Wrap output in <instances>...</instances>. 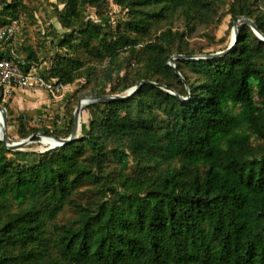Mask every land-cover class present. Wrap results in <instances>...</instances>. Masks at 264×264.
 I'll return each mask as SVG.
<instances>
[{
    "label": "trees",
    "instance_id": "trees-1",
    "mask_svg": "<svg viewBox=\"0 0 264 264\" xmlns=\"http://www.w3.org/2000/svg\"><path fill=\"white\" fill-rule=\"evenodd\" d=\"M221 1L57 0L66 30L46 78L93 96L142 80L177 94L143 82L90 104L81 136L44 152L0 140V264H264V40L242 22L227 53L170 64L217 51L190 38L221 40L208 30ZM227 1L264 33V0ZM30 7L0 0V27ZM3 106L22 138L72 130L74 107L51 129Z\"/></svg>",
    "mask_w": 264,
    "mask_h": 264
},
{
    "label": "rangeland",
    "instance_id": "rangeland-1",
    "mask_svg": "<svg viewBox=\"0 0 264 264\" xmlns=\"http://www.w3.org/2000/svg\"><path fill=\"white\" fill-rule=\"evenodd\" d=\"M31 5V12L28 15L20 16V18H16L13 16L12 12H8L5 14L4 18L7 22L11 21V18H15L17 20V30L14 41L12 43H3L0 42V45L11 47V49L16 46L19 49V55L26 59L27 55L30 51H35L42 59V64L47 61L48 66L50 64L51 55L55 51H61L62 49L54 45L51 41V37L56 33L60 34L64 32L66 29L61 25L58 20L56 14V8H61L62 4H59L57 0H26ZM228 1L222 0L219 2V12L217 14L220 19L213 23L209 30L210 34H213L216 37V40H221L209 44L208 39L202 35V32L198 33L194 37L190 38L191 44H194L197 48L201 49H209L213 48L217 51L225 50L226 47L233 45L235 39L231 40V30L234 23V20L231 19L230 15L225 14V10L228 7ZM115 14L113 19L121 14L118 8H115ZM90 15L95 17L93 11L89 12ZM243 21L239 22V25ZM228 45V46H226ZM216 51V52H217ZM38 69V68H37ZM39 70V69H38ZM253 84L255 86V81L253 80ZM81 82H75L72 85L64 86L62 93L60 94L62 98L59 102L60 104L54 107L53 110H48L49 114H44L38 120H35V116H38V108L33 107L37 112H31L32 114H26V118L28 120L29 126H39V127H48L53 129L54 126L56 128L64 127L67 125L69 121L68 111L71 107L76 106L79 98L93 96L87 93V89H83L77 92L80 89ZM37 92V91H36ZM77 92V93H76ZM76 93V94H75ZM18 94L13 96V98H8L6 100L3 97L1 90V103L2 105H6L9 109H12L15 114H18L20 111L22 112L19 100L17 99ZM34 99L39 100L40 95L34 97ZM27 102V100H25ZM19 105V106H18ZM60 106L62 109H59ZM57 110L59 113H57ZM47 111V112H48ZM74 111V110H73ZM57 114V116H55ZM82 122H88L90 119V111L86 108H83L81 111ZM8 112H7V131L8 135L11 139L19 138L20 135L16 132V128L14 125L8 124ZM82 134V130L80 131ZM54 136V135H53ZM22 151H34L32 146H23ZM40 152V151H37Z\"/></svg>",
    "mask_w": 264,
    "mask_h": 264
},
{
    "label": "water",
    "instance_id": "water-1",
    "mask_svg": "<svg viewBox=\"0 0 264 264\" xmlns=\"http://www.w3.org/2000/svg\"><path fill=\"white\" fill-rule=\"evenodd\" d=\"M243 21L247 24H249L252 29L254 30V32L264 40V33L263 31L255 24V22L246 15H240L238 17L235 18L233 26H232V30H231V40L235 39V42L233 45L229 44V47H227L225 50L222 51H217V52H212L210 54H197V55H192V56H186V55H181V54H175L171 57L170 59V64L176 68V65L173 63V59L174 58H210V57H217L220 55H223L225 53H227L238 41V26H239V22ZM177 74L182 78L185 79L183 74L179 71L176 70ZM146 82V83H151L153 85L159 86L173 94H177V92L172 89L169 88L167 85L165 84H161L159 82H155V81H148V80H142L140 81L136 86H133L123 92L120 93H116V94H105V95H100V96H87V97H82L79 98L77 101V104L74 108V112H73V120H72V130L70 132V134L67 137H61V136H53V135H46V137L48 138V141L50 143L49 146L38 150L33 148L34 151H40V152H44L47 151L49 149H52L54 147L57 146H61L64 144H67L71 141H73L74 139L78 138L81 136L80 131L82 129V122L80 121L81 118V111L84 107L93 104V103H98V102H104V101H111V100H120V99H125L130 97L135 91L138 90L139 86L141 85V83ZM181 98H184V96H181ZM0 140L4 142L5 146L8 149L11 150H23V146L28 145V144H32L35 141H39V139L36 137V135L39 132L33 133L28 137H19V138H14L11 139L8 135V131H7V115H0Z\"/></svg>",
    "mask_w": 264,
    "mask_h": 264
},
{
    "label": "built area",
    "instance_id": "built-area-1",
    "mask_svg": "<svg viewBox=\"0 0 264 264\" xmlns=\"http://www.w3.org/2000/svg\"><path fill=\"white\" fill-rule=\"evenodd\" d=\"M17 20L0 27V41L12 43L16 35ZM19 49L14 46L10 52L0 55V87L3 97L13 98L18 88L44 89L53 94H61L64 85L56 79H48L43 72L27 67L24 61L18 59ZM14 99V98H13Z\"/></svg>",
    "mask_w": 264,
    "mask_h": 264
},
{
    "label": "crops",
    "instance_id": "crops-1",
    "mask_svg": "<svg viewBox=\"0 0 264 264\" xmlns=\"http://www.w3.org/2000/svg\"><path fill=\"white\" fill-rule=\"evenodd\" d=\"M0 42H3V41H0ZM10 50H11V47L3 46L2 44L0 45V55L7 54L8 52H10ZM18 57H20L19 52H18ZM24 62H25L27 67H30V68H33L36 70L39 69L38 71H40V72H42L48 66L47 61H45L43 64H41V66L36 67V68L34 67L32 62H27V61H24ZM17 94H18L17 99L20 101L19 105H20L22 112H24L25 114H29V113L32 114L31 112H37V111L33 110L34 109L33 107L38 108V110H39L38 116H35V120H38L44 114H49L51 112V110H53L56 105L58 106L60 104L59 102L62 99V98H60L61 97L60 94H53V93L46 91L44 89L18 88ZM39 95H40L39 100L34 99V97H37ZM25 100H27V102H25ZM62 107L60 106L59 109H62ZM48 110H50V112ZM59 111L57 110V113H59Z\"/></svg>",
    "mask_w": 264,
    "mask_h": 264
},
{
    "label": "bare ground",
    "instance_id": "bare-ground-1",
    "mask_svg": "<svg viewBox=\"0 0 264 264\" xmlns=\"http://www.w3.org/2000/svg\"><path fill=\"white\" fill-rule=\"evenodd\" d=\"M0 115H3V116L4 115H7V109H6V107L3 106V105H1V104H0ZM80 121L82 122V115H81ZM0 135H1V133H0ZM46 135H45L44 132L40 131L36 135V137L39 139V141H35L32 144H28V145H25V146H32V148H35V149H38V150H41V149L49 146L50 143H49L48 138L46 137Z\"/></svg>",
    "mask_w": 264,
    "mask_h": 264
}]
</instances>
